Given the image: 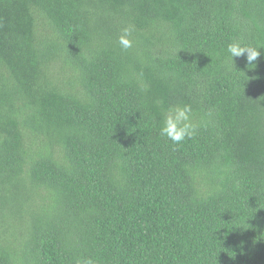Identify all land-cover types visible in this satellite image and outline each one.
Returning <instances> with one entry per match:
<instances>
[{"label":"trees","instance_id":"trees-1","mask_svg":"<svg viewBox=\"0 0 264 264\" xmlns=\"http://www.w3.org/2000/svg\"><path fill=\"white\" fill-rule=\"evenodd\" d=\"M233 40L264 0H0V264H264V49Z\"/></svg>","mask_w":264,"mask_h":264},{"label":"clouds","instance_id":"clouds-1","mask_svg":"<svg viewBox=\"0 0 264 264\" xmlns=\"http://www.w3.org/2000/svg\"><path fill=\"white\" fill-rule=\"evenodd\" d=\"M133 31L134 28L131 25L122 30V34L118 37V43L122 49L132 48L133 41L130 37ZM261 49H264V45H252L242 40H233L227 45L226 52L229 61L245 57L246 62L251 66L261 56ZM191 114L192 107L189 104L169 107L160 121L159 134L174 145L193 139L198 134V126L192 123ZM74 264H97V261L94 258L80 257L75 259Z\"/></svg>","mask_w":264,"mask_h":264}]
</instances>
